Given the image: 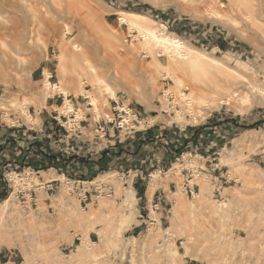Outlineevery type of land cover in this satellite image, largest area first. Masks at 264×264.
I'll return each mask as SVG.
<instances>
[{
  "label": "rangeland",
  "instance_id": "rangeland-1",
  "mask_svg": "<svg viewBox=\"0 0 264 264\" xmlns=\"http://www.w3.org/2000/svg\"><path fill=\"white\" fill-rule=\"evenodd\" d=\"M44 1L33 0V4L35 8L51 9L61 31L66 21L74 37L82 40L83 33L84 45L93 57L107 55L89 16L85 21L82 18L87 13L88 0ZM89 2L100 6L104 28L119 38L121 54L112 52L119 64L110 57L98 63L104 70L110 68L107 71L126 75L130 87L115 83L114 86L119 94L117 101L141 113L139 122L130 124L140 130L159 122L166 127L160 143L168 152L169 149L177 152L179 159H171L161 172L155 169L145 172L151 174L147 179L154 178V172L158 174L156 181L165 187L167 198L163 208L141 209L144 199L139 204L136 198L133 202L127 201L128 189L133 188L131 181L115 170H106L87 182H79V177L64 176L57 166H39L45 159L39 156L40 149H48L49 142L61 144L59 139L64 137L65 126L73 127L87 113L92 119H98L89 99L76 94L73 85L63 82L58 68L57 39L44 31L43 38L46 42L50 40L46 52L33 45L21 51L23 62L11 61L9 55L3 59L0 55V202L10 198L0 218V264H264V123L254 126L264 121V92L255 90L264 87V0L252 1L256 11L250 8L247 15L229 12L233 19L229 24L212 20L204 4L191 0ZM210 2L219 5L229 0ZM59 8L68 9H63L68 17ZM122 11L148 15L160 32L165 30L188 47L219 58L225 66L247 77L242 85L245 87L242 98L231 99L226 104L218 102V108L212 107L216 103H209L210 106L203 107V113H198L199 106L193 103L194 114L185 112L175 82L162 72H155L152 63L156 58L167 65V55L159 49L149 52L138 45L139 33L122 23ZM60 15L67 20H60ZM99 28L98 32L102 33ZM3 40L12 44L13 37L5 34ZM131 43L137 44L133 52ZM45 69L51 72V82L60 85L62 82L68 87L69 99L75 108L69 113L65 111L66 98L58 92L50 93L54 98L48 95L46 101L41 99L45 92ZM153 72L158 74L155 80ZM183 76L186 82L196 83L186 74ZM73 77L76 85L94 89L86 76L76 73ZM181 88L182 92H190L185 86ZM97 96L99 117L114 119L111 124H118L112 110L115 103L111 99L104 102ZM49 99H56L55 105L51 106L53 102ZM177 110L185 112L186 121L176 118ZM58 114L62 116L58 118L56 134H52L46 124L55 120L51 115ZM64 114L67 117L72 114L67 123ZM73 115L75 120L71 119ZM112 115L114 118H109ZM191 129L202 130L185 138L183 135H188ZM10 130L14 131L13 135L7 138ZM38 134L46 136L34 140ZM212 138H216V147L206 151L207 145L212 146ZM157 182L153 187L151 181L150 202ZM188 182L196 187L194 195L184 186ZM108 184L114 188L111 196L106 194L104 185ZM138 188L141 192L144 185ZM224 202L223 215L218 206ZM124 213L131 215L132 222L119 233L120 217ZM85 241L89 242L88 246L80 250L78 246Z\"/></svg>",
  "mask_w": 264,
  "mask_h": 264
},
{
  "label": "bare ground",
  "instance_id": "bare-ground-1",
  "mask_svg": "<svg viewBox=\"0 0 264 264\" xmlns=\"http://www.w3.org/2000/svg\"><path fill=\"white\" fill-rule=\"evenodd\" d=\"M191 1L204 4L205 5L204 8H206V11L208 13L207 15H209L208 16L209 18H212V20H216L226 24H229L231 21H233V19L229 17V12H240L247 15L248 14L247 10L250 8L253 11H256V4L252 2L254 0H229V3L220 2L219 5L210 2L211 0L210 1L191 0ZM87 2H88L86 3L88 5V8L86 10L87 13L85 14L84 11L83 13L85 14V16H83L82 18L84 20L86 16H89V20L90 22H92L91 24L93 26L92 27L93 31L97 36H99V39H101L102 41L101 45L103 46L105 53L107 54V55H103V58L98 59L97 57H93L92 52H90L88 47L86 48L84 45L85 37L83 33L81 36L83 38L82 39L83 41L79 39L78 36L76 37L73 36L71 27H69L70 24L68 23L69 24L68 26L67 22L65 21L67 20L66 17L68 16L64 14V12H66V11L63 12L64 8H59V10L63 12L64 14L63 16H66L63 17L60 15L62 19L59 17L60 20L65 21V25H63L64 29L62 28L63 30L61 31L58 25L59 21L56 20L55 18H52L53 11L51 9L49 10L48 8L47 9L45 8V10L42 7H41L42 10L39 8H35L36 6H34L33 0H0V40L3 41L2 43L0 42V55L3 59H7L6 57L9 55V59L11 61L23 62L22 59L20 58L22 56L21 51L27 50L33 45L42 48L46 52L48 50L47 42H50L49 40L50 36L48 39L49 41L46 42L45 41L46 38L44 39L43 35L45 33L44 31L48 33L51 32L52 34H54L53 36H55L59 45V53L57 54L58 56L57 60L59 65L58 67L59 71L63 77L62 78L63 82L65 84L73 85L76 94L82 95L85 98L89 99V103L93 105L94 112L97 115L96 117L99 118V116H101L99 115L100 106L98 104L100 101L97 95L99 94L104 99V102H106V100L109 101L108 99L118 100L119 94L117 93V90L115 88L116 86H114V83L117 85L122 84L125 87H127L128 84L125 78L126 75L123 76L121 73H119L120 71L110 72L107 71L108 69L110 70V68H108L109 66L107 67L108 68L107 70H104L101 68V66H99L98 60L101 59L104 60V58H109V57L113 62L119 64L117 63V59L112 54V52L119 55L121 54V51L119 50V46H118L119 38H117L116 34H114L113 31L111 33L104 28V24H103L104 21L102 22L104 16L100 6L91 4L89 0ZM37 3H39V1H37ZM42 3L43 2H41V4ZM64 6L66 7L67 5L65 4ZM52 8H54V6H52ZM56 9L58 8L56 7ZM53 10H55V8ZM62 12L60 13L62 14ZM122 12L124 13L121 16L122 23H126L130 29H136L139 33L138 37L140 39V42L138 43V45H140L143 49L149 50V52L150 51L153 52L154 49L158 51L159 49L161 52H163V54L165 53L167 55L168 58L167 65L158 62L156 58H154V61L152 63H154L153 66L155 68V72H159V73L162 72L164 75H167L175 82V89L178 91L177 95L179 96L181 101H184L183 106L185 112L191 114V116L194 114L192 107L193 103H196L199 106L198 113L199 112L203 113V109H205L203 107H207L209 103L212 104L216 103L212 105V107L218 108L220 104H226L229 100L231 99L236 100L235 98L241 96V93H243L245 88V87L242 88L243 87L242 85L246 83L247 77H244L235 70H232L228 66H225V64H223L221 60H219V58H215L203 50L188 47L186 44H184V42H181L180 39L173 38L174 35L166 33L165 30H163V32H160V30H157V28L154 27V25L151 22L152 20L148 15L134 11H122ZM254 15L255 12H253L252 16ZM24 20L26 21L25 23L23 22ZM98 27L101 28L102 33H100V30L98 32L97 30ZM5 34L12 35L13 37L12 44L3 40V35ZM68 36H70V38H68ZM131 45L133 52V50L137 48V44L133 45L131 43ZM7 50L10 51L12 54L8 53ZM137 58H135V60ZM43 72H44L43 83L45 86L44 89L45 92L43 93V97L41 98L43 102L46 101L48 95H50L49 97H51L52 94L50 93L52 92L54 93L56 91L61 95L65 96L66 98L65 111L69 113L70 111L75 109L72 106L71 100L69 99L68 87L63 85L62 82L61 85L58 82H51L50 77L52 75L48 69H45V71ZM155 72H153L152 75L153 79L156 77V75H158ZM69 73L70 75H68ZM76 73L79 74L80 76H84V77L86 76L91 82V84L94 86L95 90L86 89L83 87L82 84L76 85V81L74 79L75 75L73 77V74ZM183 74H186V76L189 77L191 80L194 79L196 83H191L190 81L186 82ZM161 76L163 75L161 74ZM181 86H185L186 89L190 90V92H188V94L186 92H182ZM254 88H256L255 84H254ZM255 90L264 92V87H259L256 88ZM263 95L264 94H262V96ZM241 98L242 97H240V99ZM218 102L220 104H217ZM107 103H105V105H107ZM121 106L122 108L128 109L127 104L125 105L126 107L124 105ZM23 111L26 112L25 110ZM185 112L183 113L181 110H177L176 118L178 120L184 119L186 121ZM108 115L110 114H107V116ZM111 117H113V115L109 116V118ZM131 117L132 116H130V118ZM126 119L128 118L126 117ZM194 120L197 121V118L194 117ZM156 174L157 173L154 172V178L151 179V181L153 182V187L157 182L156 178L158 174L157 175ZM126 196H127L126 197L127 201L133 202L136 198L134 189L129 188ZM9 201L10 198H6L2 202H0V218L4 213L3 207H5ZM224 206H226L225 202L219 205L218 208L221 209V211H224L223 210ZM224 213L225 211L222 214L224 215ZM131 222H132V218L130 214H125V213L122 214L120 217V224L118 227L119 233H121V229L128 228L131 225ZM88 243L89 242L85 241L81 245H79L78 248L80 250H84L85 247L88 246Z\"/></svg>",
  "mask_w": 264,
  "mask_h": 264
},
{
  "label": "crops",
  "instance_id": "crops-1",
  "mask_svg": "<svg viewBox=\"0 0 264 264\" xmlns=\"http://www.w3.org/2000/svg\"><path fill=\"white\" fill-rule=\"evenodd\" d=\"M51 98H54V96L50 97V99ZM50 101L53 102V104L50 102L51 106L55 105L56 99ZM112 110L116 117V112L113 107ZM137 113L138 116L141 114L140 112ZM51 116L55 120L51 122L48 121L46 128L47 131L56 134L55 128H58V118H61L62 115L58 114L57 116ZM70 117L71 116L68 118ZM92 117V115L87 113L78 123H74L73 127L65 126L64 137L59 139L61 144H53V142L51 144V142H49L50 145L48 149L42 148L44 153H40L39 156L45 158L43 162L47 161L54 164L55 157H57L56 166L63 170V175L65 176V168L69 165L73 170L74 176L79 177L80 179L78 180L81 182L89 181V178L95 177L97 174L99 175L100 172L115 170L126 177L127 181H131V185L135 191L136 204H139V200L144 199V204L141 209L150 210V207L152 206L154 210V203L158 199H160L161 203L160 208H163V202L166 200L165 198H167L165 187H161L159 182H157L153 193V200L150 202L148 192L151 178L149 177L147 179V177L151 176V174H145V172H148L150 169L159 170V172H161L171 159H179L176 156L177 152H173L171 149H169L170 152H168L166 147L160 143L161 136L163 135L162 130L166 129V127L160 125L159 122H156L147 127L141 128L140 130L138 129L139 131L135 134L127 135L124 131L120 132L116 129L115 124H111L112 122H109L108 120L99 121L97 119H92ZM71 119L75 120L76 118ZM67 122L68 121L66 120V123ZM155 124L158 126L157 129H153ZM100 129L107 130V133L104 134V131H101ZM117 130L119 131L118 135L116 134V132H118ZM200 130L191 129L188 132V135L185 133L183 136L185 138H190L188 136H192L194 133H199ZM59 131H61V129ZM12 132L14 131L10 130V133H7L6 137L9 138V136L13 135ZM50 135L51 134L48 136ZM45 136L46 135L44 134H38V136L34 137V140H42ZM202 137L203 138L200 139L204 140L205 135ZM196 138L198 139V137ZM211 140L212 146L210 147L207 145L206 151L216 147V138H212ZM187 145L189 147V144ZM20 146L23 147L22 145ZM201 146L205 148L202 144ZM201 149L202 148H200V150ZM45 153H48L47 156ZM48 155H50V157ZM198 155L203 157L201 153ZM59 157L61 159L60 161L58 160ZM208 158L211 157L208 156ZM43 162L41 160V163ZM138 185H140V187L141 185H144V189L141 188V192H139L140 188H138Z\"/></svg>",
  "mask_w": 264,
  "mask_h": 264
},
{
  "label": "built area",
  "instance_id": "built-area-1",
  "mask_svg": "<svg viewBox=\"0 0 264 264\" xmlns=\"http://www.w3.org/2000/svg\"><path fill=\"white\" fill-rule=\"evenodd\" d=\"M51 78V77H50ZM59 96H62L65 99V96L61 95L60 93H58ZM113 103H115V105L113 106L114 111L116 112V118L118 119V124H115L116 128L121 129L119 130L120 132H125V134H135L138 129H136L134 127V125L129 124L131 122L134 123H138V113L137 112H133L132 108L130 107V105H128V109L126 108H122V104H120L119 101H117L116 99H111ZM133 116L132 119L129 118L128 116ZM65 118H67L66 120L68 121V117L66 114L63 115ZM70 116L72 117V114H70ZM74 118H76V115H73ZM126 117L129 119H126ZM97 120L99 121H105L108 120L109 122H113L114 119H107L106 118H102L99 117ZM130 121V122H129ZM128 123V124H126ZM186 128V127H185ZM101 131H104V134L107 133V130L105 129H100ZM58 160L60 161V157L58 158ZM65 175H73V170L70 168L69 165L66 166L65 168ZM192 180V179H191ZM79 182H81L80 180H77ZM105 189H106V194H108L109 196H111L114 192V188L112 184H108V185H104ZM184 186L187 188V191L190 192V194L194 195L196 187L194 185L190 186L189 182L185 183ZM160 199H158L155 203H154V209L158 210L160 209Z\"/></svg>",
  "mask_w": 264,
  "mask_h": 264
},
{
  "label": "trees",
  "instance_id": "trees-1",
  "mask_svg": "<svg viewBox=\"0 0 264 264\" xmlns=\"http://www.w3.org/2000/svg\"><path fill=\"white\" fill-rule=\"evenodd\" d=\"M262 123H264V121H260L258 124H255L254 126H258L259 124H262ZM253 126V127H254ZM37 144V143H36ZM39 144V143H38ZM40 146V145H39ZM41 150V154H43L44 153V151H42V149H40ZM181 149H179V151H180ZM46 154V153H45ZM48 154V153H47ZM47 154H46V156H47ZM49 157H50V155H48ZM56 159H57V157H55ZM56 159H55V162L54 161H52V162H54V165H52L51 163H49V162H47V165H46V162L45 163H40V167H44V168H49V167H51V166H56L57 165V163H56ZM60 166V165H59ZM2 195H3V193H2Z\"/></svg>",
  "mask_w": 264,
  "mask_h": 264
}]
</instances>
